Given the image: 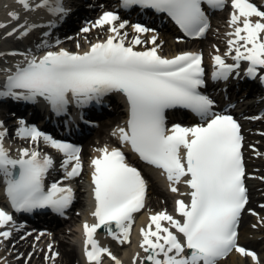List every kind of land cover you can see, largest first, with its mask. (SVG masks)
I'll return each instance as SVG.
<instances>
[{
  "label": "snow or ice",
  "instance_id": "obj_1",
  "mask_svg": "<svg viewBox=\"0 0 264 264\" xmlns=\"http://www.w3.org/2000/svg\"><path fill=\"white\" fill-rule=\"evenodd\" d=\"M17 2L26 13L43 9L50 15L62 16L67 11L63 0ZM225 3L226 0H121V7L139 6L166 14L186 35L200 37L209 27L202 4L220 9ZM231 7L234 11L229 24L234 31L228 33L233 38L228 40L226 55L234 63L215 55L213 80H228L241 61L248 62L245 74L249 77H257L264 69V11L249 0H231ZM9 16L20 20L18 12ZM252 17L259 19L253 22ZM120 19L114 11L104 12L94 27L108 25L112 34L82 54L61 49L47 51L39 58L25 56V62L15 66L0 84V98L29 102L41 98L61 114L72 102L84 107L100 103L109 93H122L129 105V120L126 128L117 130L121 143L129 145L142 161L161 169L171 192H178L175 185L182 178H186L184 183L190 189V203L182 199L175 202V211L182 219L161 211L151 215L147 227L140 230L139 247L146 254L141 264H217L233 250L256 261L255 253L237 243L238 221L247 203L240 126L230 115L213 113V101L199 91L205 84L202 55L188 52L168 59L158 54L157 47L136 51L134 46L142 43L139 34L151 30L141 24L132 25L137 35L131 46H126L127 33L121 30L127 27V21L117 24ZM4 27L7 25L0 23V28ZM35 27L25 22L7 35L27 36ZM150 43L155 45V36ZM260 80L264 83V75ZM176 107L191 110L206 124L166 128L165 111ZM6 135V131H0V174L5 177L12 208L17 212L50 208L63 214L72 204L73 192L59 181L45 191L44 178L53 167L52 158L36 148H24L18 158H12L3 143ZM16 135L37 145L42 140L62 153L66 179L80 174L78 147L57 141L23 120ZM100 151L101 156L91 161L95 200L92 215L96 223L83 225L84 251L88 264H102L104 255L121 264L108 248L99 246L94 236L103 227L119 243H129L133 214L144 208L147 186L121 150L105 147ZM11 221L12 216L0 210V227ZM10 235L8 231L0 232L4 239ZM55 256L53 253L51 258ZM137 259L138 254L133 264Z\"/></svg>",
  "mask_w": 264,
  "mask_h": 264
},
{
  "label": "bare ground",
  "instance_id": "obj_2",
  "mask_svg": "<svg viewBox=\"0 0 264 264\" xmlns=\"http://www.w3.org/2000/svg\"><path fill=\"white\" fill-rule=\"evenodd\" d=\"M257 5H258L257 8L259 10L264 11V6L262 2H257ZM106 11H114L117 13V11L113 8V6L111 4H108V8L102 10L101 13L98 15V17L94 18L91 21L92 24H95V22ZM11 12H18L20 15V20L19 21L12 20L11 17L9 16V13ZM48 14L49 13L43 9L26 13L22 9L21 5L17 2V0H0V23L7 25V27L0 28V61L5 59V56L10 51L13 54H16V52L13 50L16 47L13 48V45L20 43L23 40L25 44H27L31 40H33L32 42H36V44L42 41L43 38L40 37L39 35L37 37L34 36L37 35L38 33L39 23L42 22L41 19ZM224 17H225L224 14H217L214 19L213 26H218V19H222ZM258 19H259L258 17H252L253 22H255ZM124 21H127V27L121 30V32L122 34L127 33L126 42L128 43V45H131L133 38L137 35L133 31L132 25L141 24L142 26L147 27L151 30L148 33L139 34L142 43L134 47L140 48L142 50H147L152 47H157V52H159L162 55H168L170 57L176 55L178 52L183 51L184 49L191 48L192 46L194 49H200L205 54L206 57H208L210 52L212 51L210 44L206 43L205 41L184 43L181 39H175L173 35L174 30L172 29L166 28V29L156 30L140 22H135L127 19H120V21H118L117 24ZM229 21L230 20L227 19L226 22L223 23V26L221 25V31L223 35L220 33L219 39L221 37L223 39L224 37H229V39L233 38L228 35V33L234 31L233 27L230 26ZM25 22H27L28 24L36 25V27L30 31L33 33V35H31L29 38L24 39L25 36L19 34L13 36L7 35V33L12 31L14 27H17L20 24H24ZM106 27L102 29H97L95 31H91L89 34L83 32L82 28H78L77 30L80 32L77 33L76 36L74 37L75 47L73 51L82 54L83 52L88 51L92 44H95L101 40H106L108 36L112 34L109 31V26L107 25ZM36 28L37 31H35ZM208 34L209 33H207V36ZM153 36L156 37L155 45L150 43ZM33 37L34 39H32ZM214 45H217V42H214ZM61 49L65 50L67 49V47L64 44H61V42H59L58 44L57 42H54L53 44H51L49 49H39L32 56H36L37 58H39L47 51H59ZM227 51H229V48L227 49ZM68 52L72 53L70 50H68ZM14 60L16 61L14 63V66L22 65L25 62V58L24 59L17 58V56H14ZM230 60L234 62L232 58H230ZM7 75L8 74L3 75L0 73V84H2L5 81ZM4 99L5 101L8 102V104L12 105L11 106L12 110L10 111V113H13L15 110L16 111L21 110L20 104H17L18 103L17 100H14L10 97H4ZM104 101L105 100H102L99 103V105L103 107L105 105ZM42 103L45 102L41 101V104ZM24 109L26 108H23L22 111H25ZM251 112L252 114L250 115L252 118H257V116L259 115L258 111H255V109L252 110ZM10 113L8 114L0 113V124L3 122L0 131L7 132V135L4 137L3 143L5 148L9 150V153L12 157L13 148L15 147V145L12 143V140L14 138L13 130L18 129L20 122H14V119L9 118ZM16 114L18 115L17 112ZM42 115L43 114L40 113L38 117H42ZM120 118L121 117L118 115L115 116L113 120H111V122L102 123L101 128L96 132L97 137L101 138L102 135L107 131V128L110 127V124L113 123V121L118 120ZM257 123L259 122L244 123L245 126L244 128L247 130L245 132L249 137V140L251 141V143H253L252 148L254 149L255 147L259 146L263 150V152L258 151L256 152V154H254V156L256 157L254 165L258 167L260 166L264 167V134L258 133V136L254 140V139H250L253 138V134L251 133L250 130H248V128L252 124H257ZM174 125H177V123H173V126ZM199 125H203V124L200 123L196 126ZM37 129L39 130L38 127ZM73 133H77V131L73 130ZM40 142L43 141L41 140ZM118 142L119 139L116 136V133H113V134H108L105 138L101 139V143L99 144L95 143V141L92 140L91 142L87 141L85 145L82 146V151L80 155V163L83 166L82 172L78 176L70 180L71 182H73V184L76 185L77 191L79 193L78 202H77V206L79 210L72 209L67 214V218L64 219L65 222H69L71 224L69 228L61 227L58 228L56 231V230H51L50 226L44 227L42 225L36 229H32L31 227L19 225V223H16L13 220L14 217L13 213L11 214L12 221L9 222L4 227H0V232L8 231L11 233L10 237L7 239L0 237V264H55L53 261L57 262L58 264L60 263L73 264L74 262H76V264H88L85 261V256L82 251V249L84 248V240H85V236L82 229L85 223H88L89 225L94 224V216L92 215V213L94 212L93 209L94 186L92 184V179H91L92 172L94 169L91 164V161L94 158L101 156L102 154L100 151L101 149L105 147L109 148L113 145H117ZM30 145L35 146L36 144L30 141L28 147H31ZM181 155H183V149H181ZM61 162H63V160ZM126 162L132 165H138V162H136L135 158L128 157ZM250 171H251L250 174L254 175V177L253 175H251V179L256 180L257 187H264V180L260 179V176H262L261 175L262 171H260L259 168H255V167H251ZM156 178L157 181H153L152 178L150 179L149 181L150 188L148 191L149 196L151 197L155 196V197L154 198L150 197L151 198L150 199L149 196L147 195L146 201H148V203H154V201L157 200L158 196L164 197L165 201L158 205V210L155 209L152 210L148 208V203H146L143 209L133 214V224L130 231V238H131L130 243L121 244L117 240L113 239L111 235H102L100 233H96L95 238L98 241V243L103 247L108 248L110 252L118 260L121 261V264H133L134 258L137 256V254L139 255V259L136 260V264H141V260H143L146 254L139 247V244L142 240L140 230L142 228L147 227V225L149 224V217L151 215H154L161 211H167L168 214L174 216L175 218L182 219L181 217L178 216V214L175 211V207H176L175 202L178 199H182L185 201V203H190V196L187 195L190 189L184 183V180L186 178H182L180 183L178 185H175L179 189L178 194H174L170 191L169 182L162 171L157 172ZM62 179H64L62 180L63 182L67 180L65 178V173L62 175ZM254 189L255 187H251V190H253L252 192L253 201L256 200ZM262 197L263 195H261L258 198L261 199ZM4 208H6L7 210H11L12 206L9 204L8 200L5 197H2V190H0V210H3ZM37 221H40V219H37ZM163 223L167 225V222H163ZM237 243L239 246L244 247L246 250L255 253L254 242L249 241L247 239H241V240H237ZM49 245L52 246L51 251H49ZM53 253L56 254L55 259L51 258ZM256 256L258 259L256 261H253L251 257L242 256L239 253H237L235 250H233L226 257L218 260L217 264H260V262L262 263V257H259L257 254ZM46 257H48V259H46ZM24 258H25V262L23 263ZM102 264H115V262L111 260L107 255H104L102 258Z\"/></svg>",
  "mask_w": 264,
  "mask_h": 264
},
{
  "label": "rangeland",
  "instance_id": "obj_3",
  "mask_svg": "<svg viewBox=\"0 0 264 264\" xmlns=\"http://www.w3.org/2000/svg\"><path fill=\"white\" fill-rule=\"evenodd\" d=\"M227 19V18H226ZM221 27L214 26L213 29L210 31L208 37L206 38V42L210 44H213V42H218L219 34L221 30L219 29ZM219 30V31H218ZM208 39V40H207ZM221 44L218 43V46ZM70 47L71 50L74 49V42L73 40L70 41V44H68V48ZM213 50V46H211ZM260 128L262 127V124H260ZM259 128V129H260ZM257 136L254 137V139ZM246 150H247V158L249 161V164L252 163L255 160L254 157L249 155L248 153L251 152V149L246 145ZM255 168H258L257 166H254ZM262 169H264L262 167ZM261 178L264 179V173L262 174ZM254 182V181H252ZM255 186V185H254ZM261 195H264V189L263 190H258L255 189V196L259 197ZM151 196H149L150 198ZM155 196H152L151 198H154ZM150 198V199H151ZM165 201V198L162 196H158L157 200L154 201V203L149 204V208L151 209H158V205L160 203H163ZM252 202L250 203V206L244 211V213L241 215L240 219L242 218V222L240 223V235L239 239H247L249 241L254 242L255 247L254 251L255 253L259 256L262 257V263L264 264V198L263 199H256L255 201L251 200ZM259 204V206L257 205ZM261 205V206H260ZM74 209L79 210L77 204L74 207ZM78 212V211H77ZM250 218V219H248ZM71 224L69 222L64 223L63 225L59 226L58 228L64 227V228H69ZM56 228V231L57 229ZM70 238V237H69ZM68 240V239H67ZM24 263V261H23ZM260 262V264H262ZM73 264H76L75 262Z\"/></svg>",
  "mask_w": 264,
  "mask_h": 264
}]
</instances>
